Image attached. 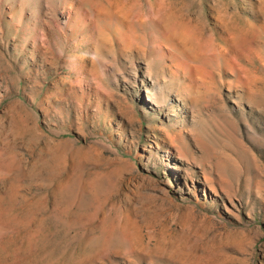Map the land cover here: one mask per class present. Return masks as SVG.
Masks as SVG:
<instances>
[{
	"label": "rangeland",
	"instance_id": "374dc122",
	"mask_svg": "<svg viewBox=\"0 0 264 264\" xmlns=\"http://www.w3.org/2000/svg\"><path fill=\"white\" fill-rule=\"evenodd\" d=\"M0 264H264V0H0Z\"/></svg>",
	"mask_w": 264,
	"mask_h": 264
}]
</instances>
